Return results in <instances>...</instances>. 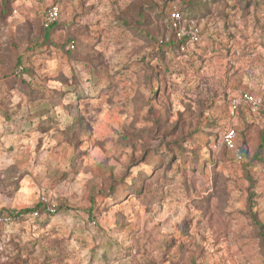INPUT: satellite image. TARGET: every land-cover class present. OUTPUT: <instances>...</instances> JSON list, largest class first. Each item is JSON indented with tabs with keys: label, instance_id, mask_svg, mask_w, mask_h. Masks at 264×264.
Here are the masks:
<instances>
[{
	"label": "rangeland",
	"instance_id": "1",
	"mask_svg": "<svg viewBox=\"0 0 264 264\" xmlns=\"http://www.w3.org/2000/svg\"><path fill=\"white\" fill-rule=\"evenodd\" d=\"M188 1L0 0V215L56 210L0 226V264H264V113L227 105L264 101V0ZM172 9L199 42L161 53Z\"/></svg>",
	"mask_w": 264,
	"mask_h": 264
},
{
	"label": "built area",
	"instance_id": "2",
	"mask_svg": "<svg viewBox=\"0 0 264 264\" xmlns=\"http://www.w3.org/2000/svg\"><path fill=\"white\" fill-rule=\"evenodd\" d=\"M59 9L57 6L50 7L43 17V27L48 28L59 17ZM168 28L175 33L177 39L187 38L189 44H195L199 41V31L197 27L191 23L186 22L181 13L176 9H172L168 16ZM228 107L230 116L235 120L241 112H245L251 116H260L264 113V101L254 94L247 92H240L228 98ZM236 131L233 128L225 129L221 134L219 141L213 146L214 149L219 150L223 148L232 154L234 162L243 161V157L239 151L236 143ZM259 168L264 172V163L259 164ZM47 210L54 213V206L48 203ZM51 205H54L53 203ZM12 222V217L9 215L0 216V226L7 225Z\"/></svg>",
	"mask_w": 264,
	"mask_h": 264
},
{
	"label": "trees",
	"instance_id": "3",
	"mask_svg": "<svg viewBox=\"0 0 264 264\" xmlns=\"http://www.w3.org/2000/svg\"><path fill=\"white\" fill-rule=\"evenodd\" d=\"M186 2L189 4V1L188 0H186ZM247 3H250L249 1H247ZM187 4V5H188ZM188 8V6H186V9ZM178 12H180L181 13V15H182V17L185 19V17H186V19H188V20H194L193 18H191V9H188L187 11H186V13H188L189 15L187 16H184L183 15V11L182 10H177ZM171 12V11H170ZM170 12L168 13V16H169V14H170ZM59 13H60V11H59ZM60 15V14H59ZM59 19V18H58ZM58 19H57V21H58ZM43 21V20H42ZM57 21L56 22H54L52 25H50L48 28H44L43 27V22H42V27H43V31H44V37H45V40H48L49 39V37H50V31L57 25ZM169 29V28H168ZM170 30V29H169ZM171 32H172V39L171 40H169L167 43H165V44H160L161 46H159L158 45V51L159 52H161V53H163L164 52V50H163V48H165V47H168V48H173V49H175L176 48V50H178L181 46H184V45H186L187 43H188V41H187V38L186 37H184V38H182V39H177L176 38V36H175V33L172 31V30H170ZM199 42V41H198ZM165 47H164V46ZM163 50V51H162ZM159 55V54H158ZM22 70V69H21ZM94 71V68H92L91 67V69H90V73H92ZM27 87H29V86H27ZM33 92H34V90H30V92H29V94H33ZM42 92V91H41ZM41 92L40 91H38V93H40V95L39 94H37V93H34V95L32 96H30L29 95V99L31 100V102H39V101H43V97L44 96H41ZM62 95V94H61ZM51 102V101H50ZM50 104V103H49ZM55 103H53V101H52V103H51V105L53 106ZM227 105H228V99H227ZM228 110H229V107H228ZM263 114V113H262ZM75 115V114H74ZM77 119H80V122L82 121L83 122V119H82V117H80L78 114H77V116H74V118H71L70 117V120H72L71 122V124H69L68 125V129L69 130H71V131H73L75 128H76V126H77V123H79V121L77 120ZM76 124V125H75ZM225 129H228V128H224L223 129V132H224V130ZM76 131V130H75ZM74 131V132H75ZM236 131V130H235ZM222 132V133H223ZM236 136H238V134H237V131H236ZM220 138V137H219ZM237 138V137H236ZM216 141H219V140H217V139H215L214 141H213V143H217ZM215 144H213V145H215ZM239 151H240V153H241V155H242V157H243V161H241V162H237V163H241L244 167L246 166V167H250V163L245 159V154H244V151L243 150H241V148L239 147ZM264 151V133H262L261 134V142H260V145H259V149H258V151L256 152V154L254 155L255 156V158H257L258 156V154L259 153H262ZM255 161H257L256 159H255ZM258 161H261L262 163H264V159H259ZM261 164V163H260ZM55 210V209H54ZM41 212H43L44 214H50V215H52V213H50L48 210H47V205L46 204H44V203H38L35 207H33V208H26V209H23V210H20V211H18V212H16V213H12L11 214V217H12V219H14V220H19V219H24L25 217H27V216H35V217H37V216H39V213H41ZM55 212H56V210H55ZM89 212H91V211H89ZM0 216H4V214H2V215H0ZM257 225H258V228L259 229H261V232L259 233V235H260V237L262 238V240H264V231H263V224H260V223H257Z\"/></svg>",
	"mask_w": 264,
	"mask_h": 264
},
{
	"label": "crops",
	"instance_id": "4",
	"mask_svg": "<svg viewBox=\"0 0 264 264\" xmlns=\"http://www.w3.org/2000/svg\"><path fill=\"white\" fill-rule=\"evenodd\" d=\"M236 141H237V139H236Z\"/></svg>",
	"mask_w": 264,
	"mask_h": 264
}]
</instances>
